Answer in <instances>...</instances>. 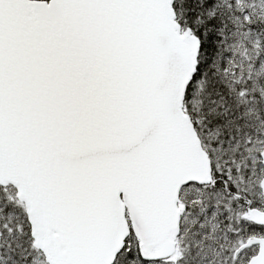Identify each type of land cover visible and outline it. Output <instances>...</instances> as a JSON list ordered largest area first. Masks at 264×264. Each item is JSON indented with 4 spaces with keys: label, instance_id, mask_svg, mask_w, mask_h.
I'll return each instance as SVG.
<instances>
[{
    "label": "snow or ice",
    "instance_id": "6c2138e0",
    "mask_svg": "<svg viewBox=\"0 0 264 264\" xmlns=\"http://www.w3.org/2000/svg\"><path fill=\"white\" fill-rule=\"evenodd\" d=\"M0 264H264V0H0Z\"/></svg>",
    "mask_w": 264,
    "mask_h": 264
}]
</instances>
